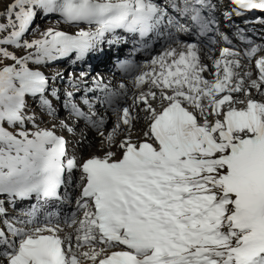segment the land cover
Wrapping results in <instances>:
<instances>
[{"label":"snow or ice","instance_id":"snow-or-ice-1","mask_svg":"<svg viewBox=\"0 0 264 264\" xmlns=\"http://www.w3.org/2000/svg\"><path fill=\"white\" fill-rule=\"evenodd\" d=\"M229 2L237 15L264 12V0ZM211 6L209 0H192L191 5L185 0L183 11H192L197 21L200 9ZM158 12L151 0H13L0 14V33H8L0 45L36 49L34 58L18 59L0 47V56L19 65V70L0 69V195L59 199L60 188L79 171L77 207L82 212L79 220L75 215L65 220L75 228V245L72 236L61 239L62 229L50 226V220L39 223L35 206L27 220L5 221L7 231L0 229L5 264H264V102L253 100L245 89L236 71L242 65L230 58L238 53L222 50L213 81L204 79L207 68L194 43L154 58L152 71L137 77L136 84H150L167 103L160 111L153 108L148 99H156L153 91L135 98L144 105L148 131L142 143L130 137L120 142L119 159L108 151L78 164L67 157L66 141L53 130L24 129L25 96L43 97L47 86L40 72L26 67L30 59L40 64L72 52L83 57L118 28L143 35L161 22ZM41 13H58L67 23L97 29L76 36L49 29L42 39L21 43ZM255 52L251 48L245 55L251 58ZM256 67L259 80L250 87L264 94V58ZM102 90L108 107L120 115L106 136L103 116L93 126L104 137L102 143L111 145L122 125L130 131L133 117L129 108L113 107L120 93L107 86ZM241 92L245 99L232 95ZM42 103L50 106L47 100ZM73 110L84 116L75 105ZM5 123L19 130L8 131Z\"/></svg>","mask_w":264,"mask_h":264},{"label":"rangeland","instance_id":"rangeland-1","mask_svg":"<svg viewBox=\"0 0 264 264\" xmlns=\"http://www.w3.org/2000/svg\"><path fill=\"white\" fill-rule=\"evenodd\" d=\"M12 2L13 0H0V14H3L5 9L8 7V5H10ZM162 2L164 6L167 5L166 4L167 0H162ZM175 6L176 7H174V11H181L180 4H177ZM80 28L82 27L81 26L71 27V26L65 25L60 20V18L56 16V14L51 13L45 16L41 13V14H38V16L36 17L34 24L31 27L29 33H26L25 36L22 37L21 43H23L25 40L28 42H32L34 40L42 39L43 34L47 32L49 29H51L54 32L57 31V29H64V32L70 31L71 34H74V33H78L79 32L78 30ZM179 28L177 29L172 28L171 30L169 29L170 38H168V33L166 36L160 35L154 41V44H151L150 46H148L146 50L137 49L133 54L135 53L139 54L138 60H139V64L141 65L137 64L133 66L132 63H129L126 66L125 70H124L125 68L124 67L118 72L121 75H124L125 78L132 79L134 77L135 79L139 75L142 67H145L147 69H152L150 62L154 58L158 57L160 53L163 54L164 50L168 49L171 45H173L170 39L172 37L176 38L178 36V33H179L178 31H180L178 30ZM190 28L191 30H188L189 32L186 34L188 38H186L185 41L181 40L182 42L180 41L178 43L180 46L185 45L186 43H188V41H191L192 39H194V35L192 33L193 27H190ZM237 30L235 29V32H237ZM261 30L264 32V28H262ZM239 33L240 31L238 32V34ZM6 35H8V33H0V38H3V36H6ZM239 39L241 38L235 37L234 42L238 43ZM203 41L204 40H200L198 42L199 45L197 46L199 49L205 48L207 46L209 47V45L211 46L209 42L208 43L204 42V44H201ZM190 44H193V43H190ZM243 45H244L243 47L244 50L251 48L249 47V45H245V44ZM256 45L257 43H255L253 46L255 47ZM0 47L4 48L12 55H15L18 59H22L26 56H29L30 54L34 58V55L36 52V49L34 48L27 49L24 47H16L14 45H0ZM211 50H213V48ZM236 53H239V52H236ZM261 53L264 54V49L260 47V52H258L257 54H261ZM247 62L250 63L251 65L250 59L247 60ZM247 62H246V65L248 64ZM58 65H59V62L57 60L44 62L42 63L41 66H38V64L34 63L33 60L31 59L27 62L26 66L42 69L44 74L48 76L46 80L48 81L50 79L51 80L48 82V86L50 87L47 88V90L49 91V94L46 93L43 95V97L40 96L36 99H28L25 102L26 103L25 109L23 110V114L26 117L24 129L28 132H34L37 129L53 130L54 132H56L57 135L63 136L68 141L69 156L77 160L78 164L94 156L101 158V155L105 156V154L108 151L115 153V156L113 157L114 159H119L123 151L119 147V144L120 142H122V139L119 141H117V139L120 138L123 131L121 130L115 137L114 141L117 142L116 146L115 144H112V145H109V147L105 148L103 147V145H98L97 140L99 138H103V136H101L100 131H98L97 128L93 126V122L97 121L101 116H103L106 122L104 126L102 127L101 131H103L104 135L106 136L108 133L112 132L113 128L117 124L118 117L120 115V113L112 112V110L108 107V104L105 102L106 96L101 95V90L99 89V87H97V85H95V78L98 77L99 74H104V75L109 74L113 78L114 73L112 70V66L107 67L108 69L107 68L104 70L102 69L103 71L93 70L91 72V70L88 69L86 65H83L82 68H80V70L78 71L69 70L65 74V68H62V67H65V65L62 64L61 67ZM250 65H247V66H250ZM9 66L15 67L17 69L19 68V65L16 64L14 60L4 59L2 56H0V69L4 67H9ZM57 77H58V82H60L59 85L56 82ZM204 79L206 78L204 77ZM249 84L251 85V81ZM244 87L246 88L245 84H244ZM82 89H88L89 92L86 94L81 93ZM140 89L141 87L137 86L134 83L129 84V88L126 91H122L123 94H120L119 96L114 98L113 107L120 108V109L125 108V106L127 105V101L129 100L128 98L129 93L131 91H137ZM158 91L159 90L157 89L156 92ZM56 92H59V93L56 94ZM67 92L71 93V96L74 95L75 92L76 93L79 92L80 95H77L76 97L74 96V98L72 97L69 99L66 96L64 97V99L61 96H59L60 93L61 94L64 93L66 95ZM102 92L104 91L102 90ZM249 92L253 100L257 102H264V94L262 96L261 94L260 96H258L259 92L257 91V89L251 87V90ZM52 93H54V95H52ZM241 93H242V96L239 97L238 99H245L244 93L243 92ZM234 94L236 95L238 93H234ZM82 98H84V100H88L89 104L91 100L94 101L93 104L97 105L100 111H103L102 114H100L99 116L95 118L91 117L92 113L88 112L90 111V109H88L90 107H86L89 104L82 105L83 102L80 101ZM42 99L47 100L50 105V106H46L45 107L46 109L44 110L42 108L39 109L40 104H43ZM62 102H71L72 104H80L81 112L84 113V116H78L75 112H66V111L56 115L59 107H61ZM161 106L162 105L160 104L156 106L155 109L157 111H160ZM236 107L238 108L243 107V105L237 104ZM63 115L65 117L64 119H66L65 121H67L70 124V126L67 127L65 126V124L57 122V119L61 116L63 117ZM146 115L147 113L145 114V116ZM87 117H91V121L88 120ZM210 119H214V117H210ZM148 123L149 121L146 120V122L142 124L140 127L136 129L134 128L135 130L131 133L130 136H128L127 134L126 135L124 134V136L128 138L130 137L131 141L136 144L143 142L145 140L144 133L148 131ZM77 125L79 126L77 127ZM4 127L6 130L11 131V132H15L19 130V126H17V128H10L6 123ZM68 128L71 129V131H69ZM91 132L95 134V136L94 135L93 136L96 139V143H93L92 145H90L89 148L83 149L78 142H75V139H77L79 135L82 134L84 135L83 137L87 139L89 137L88 136L89 133ZM80 175L81 173L79 171L73 172L71 185L67 184L66 189L61 195V200L57 202L58 204L62 205L61 207L63 209L59 210L60 212H63L62 215H58V217H56L57 214L53 212L52 210L51 211L45 210L44 212H39L35 215L37 221L41 224L46 223L50 220L51 221L50 226L52 227L59 226V228L62 229L61 231H59L60 235L63 236L64 238L68 236H72L73 245H75V239H74L75 234H76L75 228L68 227L63 218L64 216H66V220H71L70 218H72L73 215L76 216L77 220L82 218V212L77 207V200L80 198V192H81L80 187L77 186L80 183ZM68 187H71L70 190H68ZM5 203H6V206H5V212H4L5 213L4 222L9 221L14 224L17 221L27 220L29 217L26 216V213L32 212L33 206H35V212L41 210V207L36 202H33L31 206H29V204H22V205L14 204L11 200L5 199ZM17 226L24 227L23 224H17ZM5 231H7L6 228H5ZM8 238L9 240H11L13 237L9 235ZM3 250H4L3 246H0V253H2ZM87 263H90V262H85V264ZM0 264H5L2 254H0Z\"/></svg>","mask_w":264,"mask_h":264},{"label":"bare ground","instance_id":"bare-ground-1","mask_svg":"<svg viewBox=\"0 0 264 264\" xmlns=\"http://www.w3.org/2000/svg\"><path fill=\"white\" fill-rule=\"evenodd\" d=\"M212 1L215 2V0H212ZM151 2L152 3H158L157 7L160 10V12H158V15L161 16V22L159 24L155 25V31H153L151 33L152 35L149 38H147L146 40H141L136 35H123V36H120L118 38L114 37V36H105L96 45V47L90 51L87 59L84 62L76 61L75 63L72 64L71 63L72 61H69V63H67L68 64L67 66L62 67V68H65V74L69 70H76V71L80 70V68H82V65H86L87 68L91 70V72L93 70L103 71L107 67L112 66V70L114 73L113 78L109 74H107V75L99 74L98 77L95 78V85H97V81L101 82L99 89L101 90V95H103V96H106V93L102 92V89L104 86H107V88L109 90H111L112 92H117V93L120 92V94H123L122 91H126L129 88V84H132V83L136 84L135 81L137 80V77L141 76L142 74H144L146 72L152 71V69H147L145 67H142L139 75L135 79H134V77L132 79L125 78L124 75H121L118 72L119 70L123 69L124 67H125L124 68V70H125L126 66L129 63H132L133 66L139 64V60H138L139 54L138 53L133 54L137 49L138 50H146L145 47L148 44H151V43L154 44V41L160 35L166 36L168 33V38H170L169 35H170V30L172 28L177 29L180 26H183L184 30L178 31L179 32L178 36L176 38L172 37L170 39L172 41L173 45H171L169 47V48H176L177 51H180L181 46L178 43L181 40L185 41V39L188 38V36H186V34L189 32L188 30H191V28L189 27V24H187V17H189V19H190L194 13L190 10L186 14L184 13L183 9H184L185 0L180 1V5L182 7L181 11H174L173 5L177 4V2L175 0H168L166 3L167 5H165V6L162 4V0H151ZM190 2L191 1L188 0L189 5H191ZM197 7H199V6H197ZM215 9L216 10H214V11L216 13L222 11L221 9L219 10L218 8H215ZM217 9H218V11H217ZM205 11H207V13H209L210 11H212V9L209 7L200 9V12H202V13H205ZM227 16H228L227 14H224L222 17V15H220V13L218 14V16H217L218 20L220 18H221L220 21L222 19H225V20L222 23H220L217 27H214L211 24L210 25L202 24V25H204V26L201 25V29H200L202 34H199L197 32L196 28H192V33L194 35V39H192L191 41H188V43H186L185 45L190 44V43H196V45H199L198 42L200 40H204L201 44H204V42L205 43L209 42V44H211V46L209 45V47L207 46V47L202 48V49H199L197 46L198 54L200 57V62L202 65L206 66V68H207V71L202 73V75H203V77L206 78V80H209V81H213L216 79L215 74L217 72V69L214 66V62L221 58V52L223 49L228 48L229 50H232L233 52H239L238 56L230 57V58H235V59H238L240 61L242 66H241V68L236 69V71L238 73H240L241 76H243V79L245 81V86H246L245 89L250 91L251 90V87L249 84L250 81H252V80L258 81L259 80V70L256 67V61L261 59V58H264V54H262V53L257 54L258 52H260V47L264 49V32L261 30L262 28H264V23H261L259 20H255L253 22H248V21H250V18H248L246 16L232 17V18H227ZM65 25H67V24H65ZM207 27L209 29H207ZM235 29L236 30L238 29L237 32H235ZM168 30H169V32H168ZM57 31L63 32L69 36H76L81 31L95 32L96 29H91L88 27H85V28L82 27L78 30L79 32L77 31L78 33H74V34H71L70 31L64 32V29H57ZM239 31H240V33L238 34ZM27 33H29V32H27ZM235 37L241 38V39H239L238 43L234 42ZM255 43H257V45L254 47L253 45ZM243 44L249 45V47H251V48H255L256 49L255 55H253L251 58H249L247 55H245V53H247L249 51V49H251V48L244 50ZM212 48H213V50H211ZM168 49H166V50H168ZM166 50H164L163 52H165ZM161 54L162 53H160L158 55V57ZM249 59L251 60V65H250V63L247 62V60H249ZM246 62L248 63L247 65H250V66H247ZM41 65H42V63L38 64V66H41ZM61 65H62V63H59L58 66L61 67ZM139 65H141V64H139ZM222 67H223V65L221 66V74H222ZM17 70H19V68ZM244 73H251V76H244L243 75ZM205 74H207V75H205ZM119 75H121V76H119ZM58 77H59V75H58ZM58 77L56 78V82L59 85L60 82H58ZM45 78L47 79L48 76L46 75ZM49 81H47L46 88L50 87V86H48ZM61 82H62V80H61ZM121 85H124L123 89H121V87H120ZM139 87H141L140 90L131 91L129 93V96H128L129 100L127 101V105L125 106V108L130 109L131 115L133 117V120L131 123V129L129 131L127 126L122 125V131L123 132H122L120 138L117 139V141H119L121 139L123 141L126 138H128V137L124 136V134L125 135L127 134L128 136H130L131 133L136 128L140 127L147 120V119H145L146 112L142 110L144 108V105L139 103V102H135V98L140 96L141 93H148L149 91L156 92L157 89L153 88L148 83H145ZM88 92H89L88 89H82L81 93L86 94ZM45 93L49 94V91L45 90ZM58 93L59 92H56V94H58ZM73 93H74V91H73ZM156 93H157V95H156L155 100H153L151 98V96L148 97L149 102L151 103L153 108H156V106H158L160 104L162 105V103L163 104L167 103V101H163V102L161 101L159 91ZM68 94H69V92H67L66 95L64 93L63 94L60 93L59 96H61L63 99L66 96L69 99L72 97L74 98V96L76 97L77 95H80L79 92L78 93L75 92V94L72 95L71 97ZM260 94H261V92L258 93V96H260ZM52 95H54V93H52ZM232 95L234 98H239L242 96V93H238L236 95L233 93ZM262 95L263 94H261V96ZM80 101L83 102L82 105H85L84 98H82ZM93 103H94V101L91 100L90 101L91 107L89 105L86 107H90V108H88V109H90V111H88L89 113H93V112L96 113L95 116L91 115V117L95 118V117L99 116L100 114H102L103 111H100L98 109V106L94 105ZM73 105H75L76 108H78L81 111L80 104H72L71 102H62L61 107H59L56 115H58L59 113H63L65 111L66 112H74ZM45 107H46V105L44 106V104H40L39 109L42 108L44 110V109H46ZM64 118H65L64 115H63V117L62 116L59 117L57 119V122L63 123L67 127L70 126V124L67 121H65L66 119H64ZM79 125H77V127ZM81 125H83V124H81ZM55 134H56V132H55ZM93 135L95 136V134H93L92 132L89 133V135H88L89 137L86 139L85 137H83L84 135L81 134L77 137V139H75V142H78L83 149H87L90 147V145H92L93 143H96V139L94 138ZM97 141H98L97 142L98 145H103V147H105V148L109 147V144L106 141L102 143V141H104V137L99 138ZM116 143L117 142L114 141L112 144H115V146H116L117 145ZM99 155H100V153H99ZM102 157H104V156L101 155V158ZM77 163H78V161H77ZM70 185H71V183H70ZM70 188L71 187H69L68 189L70 190ZM62 209L63 208L60 205H58L54 202H49V204L43 203V205L41 206V210L35 212V215L39 212H44L45 210H47V211L52 210L53 212H55L57 214L56 217H58V215L63 214V212L59 211ZM63 219L65 221L66 216H64ZM58 235L60 236L61 239H64V237L60 235V232H58ZM12 239H14V238H12ZM15 239L18 241L19 238L17 237ZM81 259H83V258H81ZM87 264H90V263H87Z\"/></svg>","mask_w":264,"mask_h":264}]
</instances>
